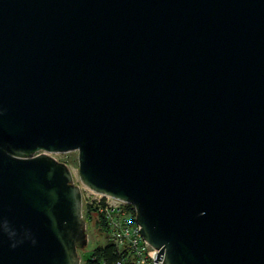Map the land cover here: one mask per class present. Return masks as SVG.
Wrapping results in <instances>:
<instances>
[{"label":"water","instance_id":"obj_1","mask_svg":"<svg viewBox=\"0 0 264 264\" xmlns=\"http://www.w3.org/2000/svg\"><path fill=\"white\" fill-rule=\"evenodd\" d=\"M67 152L162 264H264V0H0V264H80Z\"/></svg>","mask_w":264,"mask_h":264},{"label":"built area","instance_id":"obj_2","mask_svg":"<svg viewBox=\"0 0 264 264\" xmlns=\"http://www.w3.org/2000/svg\"><path fill=\"white\" fill-rule=\"evenodd\" d=\"M82 204L85 210L91 209L105 220V231L102 232L105 233V245H110L117 256L113 264H162L161 260H155L157 251L147 246L142 238L131 204L88 189Z\"/></svg>","mask_w":264,"mask_h":264},{"label":"rangeland","instance_id":"obj_3","mask_svg":"<svg viewBox=\"0 0 264 264\" xmlns=\"http://www.w3.org/2000/svg\"><path fill=\"white\" fill-rule=\"evenodd\" d=\"M56 160L65 163L72 173V178L74 184L78 185L81 188L82 198L87 193V189H85L79 178L77 173V152H67V153H56L50 154ZM85 207L82 204V218L86 224V233L88 234V245L83 249L78 250V255L80 258V264H86L85 260L89 258V255L92 250L97 247H103L105 245V233L98 234L96 233V228L93 225L92 220H88L85 217ZM83 262H82V261Z\"/></svg>","mask_w":264,"mask_h":264},{"label":"trees","instance_id":"obj_4","mask_svg":"<svg viewBox=\"0 0 264 264\" xmlns=\"http://www.w3.org/2000/svg\"><path fill=\"white\" fill-rule=\"evenodd\" d=\"M133 215L135 213L133 212ZM85 217L88 220H92L96 231L100 234L105 231V220L102 216L96 214L91 209L85 211ZM117 259V256L113 253V249L110 245L103 247H97L91 251L89 258L85 260L86 264H113Z\"/></svg>","mask_w":264,"mask_h":264}]
</instances>
